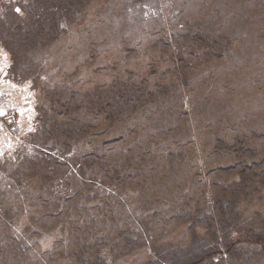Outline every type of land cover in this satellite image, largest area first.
<instances>
[{"label": "rangeland", "instance_id": "1", "mask_svg": "<svg viewBox=\"0 0 264 264\" xmlns=\"http://www.w3.org/2000/svg\"><path fill=\"white\" fill-rule=\"evenodd\" d=\"M190 33L222 34L230 42L221 46L218 58L196 59L201 44L181 38ZM165 37L169 43L154 44ZM30 57L41 65L48 86L85 90L121 78L142 80L158 93L121 128L100 129L95 139L87 137L75 148L84 156L115 152L124 166L120 200L105 196L109 185L107 192L102 186L86 192L96 198L88 204L94 217L90 233L106 264H140L153 256L150 247L116 256L114 230L137 225L129 220L132 208L153 223L156 233H165L157 243L184 246L185 226L156 224L150 214L155 211V219L164 220L172 204L180 202L178 196L197 193L216 179L210 173L218 168L235 166L243 174L244 166H253L261 173L262 184L253 178L238 203L233 237L264 236V0H91L66 34ZM26 84L34 106L41 92ZM68 180L64 176L35 191L39 195L20 211L11 191L0 186V210L7 211L0 213V264L67 263L53 255L69 245L68 217L76 214L68 215L70 209L63 226L42 231L46 219L35 220L27 209L60 200L69 190ZM96 203L101 209L94 208Z\"/></svg>", "mask_w": 264, "mask_h": 264}, {"label": "trees", "instance_id": "2", "mask_svg": "<svg viewBox=\"0 0 264 264\" xmlns=\"http://www.w3.org/2000/svg\"><path fill=\"white\" fill-rule=\"evenodd\" d=\"M90 1L0 0V50L9 59L7 78L15 84L30 83L42 95V100L38 97L34 103L33 130L8 151L14 149L12 153L7 152L0 158V179L5 181L0 186L6 187V192L11 191L20 211L39 195L35 191L51 187L64 176L69 178V190L60 200H53L42 209L36 206L27 209L35 220L46 219L42 222V231L59 224L63 226L66 222L62 217L68 210L71 209L68 215L76 214V217H68L72 226L68 232L69 245L53 255L55 260L66 259V264H106L99 252L100 243L93 241L95 234L90 233L94 217L88 204L96 198L87 196L86 192L92 191L91 188L98 192L101 186L107 192L104 188L109 185L111 192L105 196L116 201L122 198L126 186L125 177L120 174L124 166L116 160L115 152L111 153L112 157L84 156L75 154L76 146L87 137L95 139L100 129L121 128L158 95L142 80L118 78L85 90L64 85L48 86L42 80V67L30 55L66 34L84 15ZM186 37L190 38L189 42L201 44L202 55L196 59L202 60L218 58L222 53L221 46L230 42L222 34L181 35L183 40ZM164 43H169L167 37L157 39L154 44ZM33 91L37 93L36 89ZM97 121L102 124L98 125ZM243 170L242 174L235 166L218 168L214 175L210 173L216 179L210 180L197 193L178 196L180 202L172 204L164 220L155 219V211L150 214L156 224L161 221L172 228L185 226L188 241L184 246L157 243L165 233H156L153 223L132 208L129 220L135 219L137 225L130 230H114L116 256L125 257L150 247L152 258L140 264H264V236L251 235L243 240L233 237L240 199L248 195L253 178L263 182L259 178L261 173L255 172L253 166H244ZM236 175H241L239 181L230 180ZM94 208L101 209L98 203ZM0 213L5 215L7 211L1 209Z\"/></svg>", "mask_w": 264, "mask_h": 264}, {"label": "crops", "instance_id": "3", "mask_svg": "<svg viewBox=\"0 0 264 264\" xmlns=\"http://www.w3.org/2000/svg\"><path fill=\"white\" fill-rule=\"evenodd\" d=\"M9 59L0 50V114L15 110L18 117L16 131L0 132V158L33 130L35 116L32 93L27 85L11 82L7 78Z\"/></svg>", "mask_w": 264, "mask_h": 264}, {"label": "built area", "instance_id": "4", "mask_svg": "<svg viewBox=\"0 0 264 264\" xmlns=\"http://www.w3.org/2000/svg\"><path fill=\"white\" fill-rule=\"evenodd\" d=\"M18 129V117L15 110H9L0 114V132L16 131Z\"/></svg>", "mask_w": 264, "mask_h": 264}]
</instances>
